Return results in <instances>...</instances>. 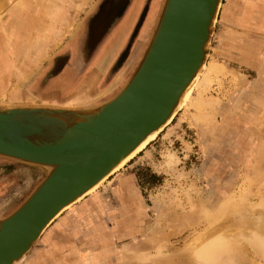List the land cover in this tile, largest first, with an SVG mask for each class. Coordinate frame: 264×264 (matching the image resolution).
Here are the masks:
<instances>
[{
    "label": "rangeland",
    "instance_id": "1",
    "mask_svg": "<svg viewBox=\"0 0 264 264\" xmlns=\"http://www.w3.org/2000/svg\"><path fill=\"white\" fill-rule=\"evenodd\" d=\"M20 1L12 0L3 6L2 19ZM23 1L25 7L33 10L44 2L55 7V0ZM95 1L92 17L98 21L95 33L100 34L109 19V16L104 17L108 0ZM161 3L162 0H145L139 18L140 39L146 41L143 55ZM69 4L74 5V0H67L64 7ZM78 5L81 3L74 6ZM68 25H63L66 30H59L60 34L71 33ZM42 28L40 23L36 27L33 24L26 41L29 44L26 55L34 61L43 59L36 57L37 52L50 49L52 36L40 39L50 30L47 26ZM85 33L84 28L80 29L76 38ZM78 43L73 39L60 53L67 52L70 45L76 50ZM94 48H89V58ZM128 51H124L112 71L109 70L99 81L96 88L106 90L107 95L102 93L93 106L115 96L136 70L139 64L123 71ZM4 55L0 53V75H5L12 65L10 58ZM102 55L99 60L104 61L105 53ZM120 73L123 75L116 78ZM98 74L91 73L87 79L84 76L75 87L74 73L68 70L58 86L64 87L66 94L73 92L76 97L86 82L92 85L97 81ZM0 84L2 93L10 87L4 77H0ZM193 93L191 101L179 111L172 124L144 152L67 212L88 200H93L94 208L86 207L79 218H57L22 264H161V261L175 258L188 241L205 231L206 236L214 228L219 230L218 233L235 231L238 226H230L229 220L220 221L218 212L221 207L233 205L236 210L234 218L243 214H248L254 221L263 218L264 0L222 1L207 62ZM37 96L39 93L32 97L34 105L38 104ZM7 102V98L0 101V109H5ZM169 155L175 157V164L171 167L167 166ZM44 176L45 171L38 167L0 158V221L26 201ZM123 183L128 185L126 191ZM96 199H99L98 204ZM194 216L201 220L185 226L184 230L173 224L177 218ZM208 218L212 219L208 221ZM220 223L225 227L221 228ZM155 226L160 233L167 235L162 239L156 237L160 238L156 245L150 242L151 230ZM232 230V234L235 233ZM251 231L236 236V241L248 249V259L223 255L218 264H264V242L259 233Z\"/></svg>",
    "mask_w": 264,
    "mask_h": 264
},
{
    "label": "water",
    "instance_id": "2",
    "mask_svg": "<svg viewBox=\"0 0 264 264\" xmlns=\"http://www.w3.org/2000/svg\"><path fill=\"white\" fill-rule=\"evenodd\" d=\"M222 1L162 0L139 65L107 101L83 109H0V158L45 171L26 201L0 221V264L26 258L63 208L163 123L192 73L207 61Z\"/></svg>",
    "mask_w": 264,
    "mask_h": 264
},
{
    "label": "crops",
    "instance_id": "3",
    "mask_svg": "<svg viewBox=\"0 0 264 264\" xmlns=\"http://www.w3.org/2000/svg\"><path fill=\"white\" fill-rule=\"evenodd\" d=\"M79 2L81 3L80 6H74ZM143 2L144 0H141V2L140 0H124L120 2V9L118 8L116 12L109 16L101 33L96 34L95 29L98 21L92 17L96 9L95 0H74V5L69 4L60 9L44 2L41 7H37L34 10L25 7L23 0L20 1V4L16 7L9 9V18L7 20L8 25L11 26L9 30L5 31L3 28L5 23L2 20V16H0V53H5L4 57L7 55L12 64L11 69L5 75H0L1 78L4 77L10 84V87H7L5 92L2 93L0 90V101L7 98L8 102L6 105L31 106L34 105L31 102L33 100L32 97L39 93V96H37L39 101L36 99V103H38L36 105L45 104L53 107L80 109L95 105V100L100 98L102 93L107 95L106 90L101 91L96 88L99 85V81L112 69L124 51L129 49L123 65L124 68L122 67L123 71L132 69L133 67L129 68L131 65H134V67L138 65L143 57L146 41L142 42L140 39L141 31L139 34V18L144 7ZM86 3L88 4L86 5ZM54 15L55 17L53 18ZM66 19L68 21L66 23L63 22ZM26 20H29V22L27 23ZM38 23L43 26L42 30L46 26L50 30V32H44L45 34L41 38L44 40L47 39V36H52V38L49 42V50L37 52L36 57L43 59L34 61L26 55L29 45L26 41L30 37L33 24L36 27ZM64 24H72L74 26L70 34H60V31L64 32L66 30L63 27ZM12 27H16L17 35L13 34ZM83 28L86 32L84 36L76 38L77 32L80 29L83 30ZM152 31L148 35V41ZM73 39L79 42V47L76 45L77 49L74 50L75 47L70 45L67 52H65L67 55L60 53L69 46V42ZM93 46L95 48L89 58V48ZM138 51L140 52L139 57L136 58ZM103 53H105L104 57L106 58L104 61L99 60ZM47 63L48 65L46 66L45 64ZM94 63L97 64L94 65ZM68 70L74 73V86L84 76L87 79V76L91 73L98 72L99 74L97 81L92 85L86 84L78 96L74 97L73 92L66 94V89L58 86ZM120 75H123V73H120L116 78ZM34 88L37 91H32ZM3 94L6 96L3 97ZM66 102L69 105H64ZM127 186V184L123 183V190L126 191ZM98 203L99 199L96 204ZM89 206L94 208L93 200H88L86 203L75 206L76 208L73 211L69 213L66 211L67 214H64L66 213L64 212L59 218H79V215L82 216L83 209Z\"/></svg>",
    "mask_w": 264,
    "mask_h": 264
},
{
    "label": "bare ground",
    "instance_id": "4",
    "mask_svg": "<svg viewBox=\"0 0 264 264\" xmlns=\"http://www.w3.org/2000/svg\"><path fill=\"white\" fill-rule=\"evenodd\" d=\"M66 1L67 0H55V7H58L59 9L60 8H63L64 7V3H66ZM11 2H12V0H0V12L4 8L3 6H5L8 3L10 4ZM221 6H222V3L219 4L217 6V8H216V14L217 15L220 12ZM14 7H16V5L13 6L12 8H14ZM159 12H160V10H159ZM217 15L213 19V24L217 22V18H218ZM158 16H159V14H158ZM10 17H12V16H10ZM54 17H55V15L53 16V18ZM3 18L4 19H2V20H4V23H5L4 26H6V27H4V29H5V31L6 30H9V27H11L7 23V20L9 18V11L6 14V16H3ZM55 21H56V19H55ZM26 22L28 23L29 20H26ZM58 23H60V22H58ZM72 26L73 25H68V28L72 30L73 29ZM11 29L13 30V34H14L15 31H16L15 30L16 27H12ZM67 33L69 34V32H67ZM40 39H41V37H40ZM36 50L37 49L35 48L34 49V52ZM206 62L207 61L201 63L195 69V71L192 73V75L189 78V80L187 81V83L181 89V91H180V93L178 95L177 103L171 109V111L169 112V114L167 115V117L165 118V120L163 121V123L161 125H159L158 127H156L152 132H150V134L145 139H143L137 146H135L129 153H127L116 164V166L111 169V171L109 173L105 174L104 176H102L101 178H99L98 180H96L95 182H93L85 190V192H83L82 194H80L73 202H71L69 205H67L65 208H63L46 225V227L41 231L38 239L45 233V231L51 226V224L57 218H59L65 211H67L68 209L72 208V206H74L75 204L79 203L81 200L85 199L86 197H88L91 194H93L94 192H96L97 189L104 182H106V180L110 179L113 175H115L122 168H124L129 162H131L134 158H136L138 155H140L142 152H144L147 149V147L153 141H155L158 138V136L163 131H165L166 128H168L172 124V122L174 121V119H175L176 115L179 113V111H181L188 104V102L191 101L192 93L194 91L195 86L197 85V83L199 81V77H200V74H201V70L205 67ZM231 73H232V71H231ZM173 164H175V157L172 156V155H169L168 156V159H167V166L168 167H171V166H173ZM97 202H98V199H96V203ZM195 211H196V209H195ZM235 213H236V210L233 207V205H230L229 207H226L225 206L224 208L221 207L220 211L218 212V215H221V218H220L221 220L220 221H222V220H229L230 221V224H231L230 226H232V227L233 226H238V228H236L235 231L231 229L235 233L232 234L231 230H226V231H222L221 233H218L219 230L216 229V228H214L213 232H208L209 234L207 233L208 235L206 236V233H205L206 231H205L204 232L205 235L204 234L201 235V236L198 235L197 237H194L192 240L188 241L182 247V249L180 250V253H178V255L175 258H172V259L169 258V259H166L164 261H161V264H218L219 261H220V259H221V256H223V255H229V256H231L230 258H232V259H234L235 256H240L241 259L242 258L243 259L245 258V261H246L248 259V249L246 247L242 246L239 241H236V239H238V238H236V236H238L240 233H250V230H252V231H256L257 233H259L260 237L262 238V240L264 242V217L263 218H257L256 221H254L252 218H250V216L248 214L245 215L243 213L242 214L244 216L240 217L238 215L240 217L239 218L236 215L237 218H234L233 216L235 215ZM212 218H208V221H210V219H212ZM199 220H201V218H195V216H194V218H187V217H185V218H177V219L174 220L173 224H175V226L177 225L176 226L177 228H180L181 230H184V228H186L188 226H192L196 222H199ZM253 226H254V229L255 230L252 229ZM213 227H215V226H213ZM219 227L220 226H218V228ZM223 227H225V226H223L221 224V228H223ZM180 229L177 230L176 233L179 232ZM166 233H168V232H166ZM174 233H175V231H174ZM161 234L162 233H160V230L158 229V226H155L154 228H152V230H151V236H150V238H151L150 242L153 243V244L155 243V245L156 244H159L158 239H160V238L162 239L163 237H166L167 236L165 234H162V235ZM158 236H160V238H156ZM153 237H155V238H153ZM24 260H25V257H24V254H23L20 258H17V260H16V262L14 264H22L24 262Z\"/></svg>",
    "mask_w": 264,
    "mask_h": 264
},
{
    "label": "flooded vegetation",
    "instance_id": "5",
    "mask_svg": "<svg viewBox=\"0 0 264 264\" xmlns=\"http://www.w3.org/2000/svg\"><path fill=\"white\" fill-rule=\"evenodd\" d=\"M123 0H120L119 2H116V0H108L106 2V9H105V13H104V17H108L110 15H112L114 13V10L119 6L120 2H122ZM145 4V0L143 2ZM119 8V7H118ZM117 8V9H118ZM76 73V72H75ZM86 84H88V82H86ZM78 96V95H77ZM76 96V97H77Z\"/></svg>",
    "mask_w": 264,
    "mask_h": 264
}]
</instances>
